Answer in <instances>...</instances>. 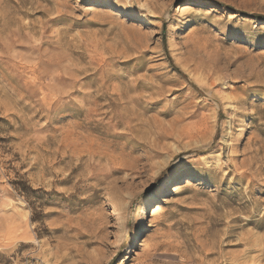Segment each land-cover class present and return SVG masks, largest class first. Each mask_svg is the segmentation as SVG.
Listing matches in <instances>:
<instances>
[{"label":"rangeland","instance_id":"374dc122","mask_svg":"<svg viewBox=\"0 0 264 264\" xmlns=\"http://www.w3.org/2000/svg\"><path fill=\"white\" fill-rule=\"evenodd\" d=\"M0 264H264V0H0Z\"/></svg>","mask_w":264,"mask_h":264},{"label":"bare ground","instance_id":"6f19581e","mask_svg":"<svg viewBox=\"0 0 264 264\" xmlns=\"http://www.w3.org/2000/svg\"><path fill=\"white\" fill-rule=\"evenodd\" d=\"M159 201L158 195H154L151 196L149 199H147L145 201V209H144V213L142 214V217L145 219L149 214H150V210L152 205H154L155 203H157ZM146 232L145 228H140L139 230H137L136 232H134L130 239H129V251H128V256L132 255L135 253L136 251V247L138 246V238L143 235ZM130 258V256H129Z\"/></svg>","mask_w":264,"mask_h":264}]
</instances>
